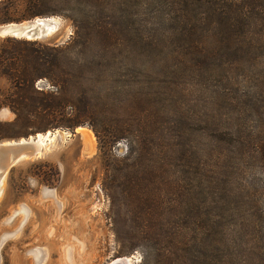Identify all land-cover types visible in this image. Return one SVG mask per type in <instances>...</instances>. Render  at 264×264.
<instances>
[{
  "label": "rangeland",
  "instance_id": "obj_1",
  "mask_svg": "<svg viewBox=\"0 0 264 264\" xmlns=\"http://www.w3.org/2000/svg\"><path fill=\"white\" fill-rule=\"evenodd\" d=\"M39 18L0 36V143L51 135L1 186L0 264H264V0L0 1Z\"/></svg>",
  "mask_w": 264,
  "mask_h": 264
},
{
  "label": "water",
  "instance_id": "obj_2",
  "mask_svg": "<svg viewBox=\"0 0 264 264\" xmlns=\"http://www.w3.org/2000/svg\"><path fill=\"white\" fill-rule=\"evenodd\" d=\"M55 29H58V25L53 19L39 18L19 24L1 26L0 36L14 37L18 35L21 37L18 39H44ZM43 150L44 147L41 146L38 135L20 141L0 143V190L11 169L24 160L39 157Z\"/></svg>",
  "mask_w": 264,
  "mask_h": 264
},
{
  "label": "trees",
  "instance_id": "obj_3",
  "mask_svg": "<svg viewBox=\"0 0 264 264\" xmlns=\"http://www.w3.org/2000/svg\"><path fill=\"white\" fill-rule=\"evenodd\" d=\"M38 16V15H37ZM23 84H26L27 79L24 78ZM61 125H57L56 128H63V129H69L71 131H75L77 128L82 127L85 125V120L80 115L76 116L73 119H66V121H63ZM10 138L9 136L5 135L2 131H0V141Z\"/></svg>",
  "mask_w": 264,
  "mask_h": 264
},
{
  "label": "bare ground",
  "instance_id": "obj_4",
  "mask_svg": "<svg viewBox=\"0 0 264 264\" xmlns=\"http://www.w3.org/2000/svg\"><path fill=\"white\" fill-rule=\"evenodd\" d=\"M55 31H57V29L55 30H52L48 36H46L45 38L51 36L53 33H55ZM14 37H17V38H21L20 36L16 35ZM31 40H33L32 38H30ZM82 130V129H80ZM79 130V131H80ZM39 139L41 140V146L44 147V149L47 148L48 146V143H49V139L51 138V135H45L43 136L42 134H40L39 136ZM44 152V150H43ZM43 154V153H42ZM112 264H133V258H120L119 260H116L115 262H113Z\"/></svg>",
  "mask_w": 264,
  "mask_h": 264
}]
</instances>
